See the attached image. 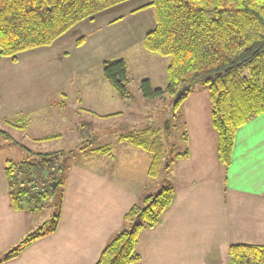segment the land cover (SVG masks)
<instances>
[{"label": "trees", "instance_id": "obj_1", "mask_svg": "<svg viewBox=\"0 0 264 264\" xmlns=\"http://www.w3.org/2000/svg\"><path fill=\"white\" fill-rule=\"evenodd\" d=\"M127 1L0 0V55L15 62L21 51L50 45L77 22ZM147 6L154 9L155 23L144 34L142 46L169 60L165 86L153 87L144 78L139 83L142 95L173 98L171 112L176 117L193 85H203L208 91L210 123L217 136V158L228 166L237 128L264 112V0H149L138 8ZM83 41L81 36L75 44ZM101 71L119 96L131 97L123 59L102 61ZM0 135L31 153L27 159L6 158L3 162L11 208L33 214L42 208L50 210L47 219L2 254L3 262L57 228L70 160L62 150L33 151L2 128ZM118 139L150 153L149 177L156 178L161 172L164 176L156 193L141 196L124 213L122 227L108 239L94 264L140 260L136 250L139 234L155 226L171 204L174 187L168 173L176 160L188 156L187 148L166 155L159 130L145 128L138 134H120ZM180 139L186 144V131ZM93 151L102 153L107 148ZM52 182L56 183L54 189ZM228 256L229 264H264V245L232 243Z\"/></svg>", "mask_w": 264, "mask_h": 264}, {"label": "rangeland", "instance_id": "obj_2", "mask_svg": "<svg viewBox=\"0 0 264 264\" xmlns=\"http://www.w3.org/2000/svg\"><path fill=\"white\" fill-rule=\"evenodd\" d=\"M147 1L98 13L94 21H85L86 29L73 25L60 42L21 51L15 62L0 55V128L33 151L68 153L69 166L113 167L111 174L116 181L123 180L130 187L141 185L139 198L156 193L164 174L149 177L150 153L119 140V135L138 134L145 128L159 130L165 154L179 152L186 148L180 136L187 133V122L194 119L195 109L207 115L210 110L208 91L200 83L193 85L176 117L171 112L173 98L142 95L139 83L144 78L153 87L165 86L169 60L142 46L144 34L155 23L152 6L138 8ZM81 36L83 43L76 45ZM118 58L126 63L131 97L119 96L102 75V61ZM15 95H22L25 102L17 101L14 107ZM47 135L54 136L38 139ZM96 147L107 151L95 152ZM30 154L0 135L1 157L19 161ZM49 213V208H42L34 214L37 224Z\"/></svg>", "mask_w": 264, "mask_h": 264}, {"label": "crops", "instance_id": "obj_3", "mask_svg": "<svg viewBox=\"0 0 264 264\" xmlns=\"http://www.w3.org/2000/svg\"><path fill=\"white\" fill-rule=\"evenodd\" d=\"M136 1L119 4V8ZM96 15L88 20L94 21ZM86 20L74 27L86 29ZM60 38L62 35L56 40L60 42ZM21 98L13 97L14 107L17 101L25 102ZM197 110L187 122L188 156L169 172L173 200L155 226L140 232L136 245L140 260L131 264H229L230 244L264 245V112L237 128L231 162L224 166L217 158L210 110L208 115ZM5 159L0 156V257L39 225L33 213L11 208ZM88 165L69 166L55 231L0 264L97 261L105 243L122 227L124 213L138 201L142 187L116 181L113 167Z\"/></svg>", "mask_w": 264, "mask_h": 264}, {"label": "water", "instance_id": "obj_4", "mask_svg": "<svg viewBox=\"0 0 264 264\" xmlns=\"http://www.w3.org/2000/svg\"><path fill=\"white\" fill-rule=\"evenodd\" d=\"M56 186V183L55 182H52V188L54 189Z\"/></svg>", "mask_w": 264, "mask_h": 264}]
</instances>
